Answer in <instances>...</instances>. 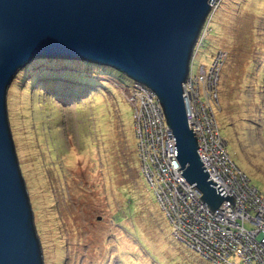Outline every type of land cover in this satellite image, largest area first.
Here are the masks:
<instances>
[{
    "label": "rangeland",
    "instance_id": "374dc122",
    "mask_svg": "<svg viewBox=\"0 0 264 264\" xmlns=\"http://www.w3.org/2000/svg\"><path fill=\"white\" fill-rule=\"evenodd\" d=\"M203 31L191 73L218 68L220 137L235 166L264 192V0H217ZM92 70L104 93L91 94L83 82L89 95L78 102L57 101L37 90V80L22 89L15 78L7 92L44 264H212L174 238L141 172L133 131L141 101L113 79L139 90L114 70Z\"/></svg>",
    "mask_w": 264,
    "mask_h": 264
},
{
    "label": "water",
    "instance_id": "95a60500",
    "mask_svg": "<svg viewBox=\"0 0 264 264\" xmlns=\"http://www.w3.org/2000/svg\"><path fill=\"white\" fill-rule=\"evenodd\" d=\"M215 2L0 0V264H44L7 104L12 82L37 59L106 66L149 90L172 133L183 181L195 184L211 213L225 200L235 204L208 180L184 103V85Z\"/></svg>",
    "mask_w": 264,
    "mask_h": 264
},
{
    "label": "built area",
    "instance_id": "2783aa9c",
    "mask_svg": "<svg viewBox=\"0 0 264 264\" xmlns=\"http://www.w3.org/2000/svg\"><path fill=\"white\" fill-rule=\"evenodd\" d=\"M202 37L195 55L203 44ZM191 72L184 85V103L186 118L190 110L189 127L197 139L198 154L209 180L219 183L229 197L232 195L235 204L224 202L211 213L196 187L183 181L181 171H177L180 166L172 133L162 119L159 104L149 90L136 85L139 93H132L130 97L141 101L139 117L142 119L135 124V131L143 172L161 210L174 227V235L195 252L215 264L227 262L230 256L241 257L242 264H264V192L257 191L244 174L235 169L220 138L213 106L218 104V68H202L197 76ZM201 84L206 87L200 92ZM237 175L239 178L235 180Z\"/></svg>",
    "mask_w": 264,
    "mask_h": 264
},
{
    "label": "trees",
    "instance_id": "16d2710c",
    "mask_svg": "<svg viewBox=\"0 0 264 264\" xmlns=\"http://www.w3.org/2000/svg\"><path fill=\"white\" fill-rule=\"evenodd\" d=\"M63 67H66L70 71L67 72V69ZM95 68L100 70L103 66L100 68L94 63L90 64L83 61L37 59V61L28 64L27 67L19 72L15 82L16 84L19 83L22 89H29V87L31 88L35 83L34 80H37V90H42L46 95L53 98L61 97L63 92H65L73 82L76 81L79 85L84 82V84L89 87L91 94L96 92L95 95H98L104 93V87L102 86L103 81L95 77L97 72L92 70ZM121 77L123 76L121 75ZM63 80L68 81L69 84L65 86ZM85 85H80L81 89L75 86L73 87V91H82V89L89 91ZM26 92H28V90Z\"/></svg>",
    "mask_w": 264,
    "mask_h": 264
},
{
    "label": "clouds",
    "instance_id": "9594fccd",
    "mask_svg": "<svg viewBox=\"0 0 264 264\" xmlns=\"http://www.w3.org/2000/svg\"><path fill=\"white\" fill-rule=\"evenodd\" d=\"M196 56V55H195ZM194 56V57H195ZM74 61V60H73ZM78 62H80V61H78ZM82 62V61H81ZM84 62V61H83ZM194 62V58L192 59V63ZM191 63V64H192ZM91 64V63H90ZM98 67H100V68H102V66H99L98 65ZM192 67H193V64H192V66H191V68H190V70H192ZM103 68H108V67H106V66H103ZM109 69H111V68H109ZM111 70H114V71H116L115 69H111ZM100 71L102 72V69H100ZM117 72V71H116ZM119 73V72H118ZM190 73V72H189ZM102 74H104L105 76H107L108 78H111V77H109L108 75H106L105 73H102ZM121 75V74H120ZM124 77V76H123ZM124 78H126V77H124ZM111 79H113V78H111ZM127 79H129V78H127ZM113 80H115L116 81V83H115V85H116V88L117 89H119L120 90V92L122 93V94H125V93H127L129 96H131L132 95V93L131 92H128L127 90H128V86H126V85H123L122 83H120V82H118L115 78L113 79ZM130 80V82L131 83H133L132 85H131V88H135V86L136 85H140L139 83H135V82H133L131 79H129ZM104 82V81H103ZM69 84V82L65 85V86H67ZM75 86H77V85H75ZM75 86H73V87H75ZM141 86V85H140ZM142 87V86H141ZM143 88V87H142ZM82 90H84V89H82ZM88 92L89 91H86V90H84V91H82V92H80V91H73V88H70V86H69V88L65 91V92H63V94H62V96L61 97H56L55 99L57 100V101H59V102H61V101H66V102H69V103H72V102H78L77 100H81L82 98H84V97H86V96H88L89 94H88ZM91 92V91H90ZM155 100H156V102H157V99L155 98ZM135 102H136V100H135ZM157 104H159L158 102H157ZM159 106V105H158ZM159 108H160V106H159ZM161 109V108H160ZM161 115H162V119H164V115H163V112H162V109H161ZM137 116H135V118H136ZM216 120V119H215ZM164 122H165V124H166V127H167V123H166V120L164 119ZM216 124H217V122H216ZM188 127H189V125H188ZM168 129V128H167ZM189 129H190V127H189ZM193 130V129H192ZM133 131H134V133H135V138H136V142H137V149H136V153H138V139H137V132L135 131V124H133ZM170 131V130H169ZM220 134V133H219ZM194 136H195V134H194ZM196 138V137H195ZM221 138V137H220ZM224 141V140H223ZM224 144H225V149H226V144H227V142L226 141H224ZM226 152H227V149H226ZM227 155H228V157H229V154H228V152H227ZM198 156H199V154H198ZM200 158V157H199ZM138 160H139V163H140V169H141V172H142V174H144V172H143V169H142V163H141V161H140V157H139V153H138ZM229 160H231L230 159V157H229ZM200 161H201V159H200ZM232 161V163H233V165H234V167H235V169L236 170H239V168L237 167V166H235V164H234V162H233V160H231ZM202 163H203V161H202ZM179 166H180V163H179ZM203 167H204V164H203ZM180 168H181V166H180ZM205 169V168H204ZM180 171H182V169L180 170ZM239 171H241V170H239ZM242 172V171H241ZM209 174V173H208ZM242 174H244L243 172H242ZM144 176H145V179H146V182H147V184L149 185V182H148V180H147V177H146V175L144 174ZM244 176H245V178H246V180H248L247 179V177H246V175L244 174ZM182 178H184V177H182ZM208 180H209V177H208ZM248 182L250 183V180H248ZM251 185V184H250ZM192 186H194L195 187V184L194 185H192ZM150 187L152 188V186L150 185ZM153 189V188H152ZM197 189V188H196ZM198 190V189H197ZM153 191H154V189H153ZM260 192V191H259ZM200 193V192H199ZM154 194H155V191H154ZM202 195V194H201ZM157 197V196H156ZM224 202H227L226 200L225 201H223L222 202V204L221 205H223L224 204ZM220 205V206H221ZM157 206H158V208H159V211L162 213V215H164L165 216V212H164V210L162 211L161 210V208H160V206H159V203H158V200H157ZM219 206V207H220ZM208 207V206H207ZM218 207V208H219ZM209 208V207H208ZM217 208V209H218ZM215 211H217V210H215ZM215 211H213V212H215ZM165 218H166V220L169 222V220H168V218H167V216H165ZM169 224H170V222H169ZM171 225V224H170ZM247 225V224H246ZM246 225H245V227H246ZM249 225V224H248ZM171 227H172V225H171ZM247 228V227H246ZM249 228H250V226H249ZM249 228H247V229H249ZM172 232H173V235H174V227H172ZM174 238H177L180 242L182 241L181 239H179L178 237H176L175 235H174ZM185 244V243H184ZM195 252V251H194ZM196 254L198 253L199 254V252H195ZM200 255V254H199ZM200 257L201 258H203L201 255H200ZM233 257H235V256H230V258L228 259V261L227 262H221L220 264H224V263H227L228 264V262L230 261V259H232ZM236 258H239L240 259V261L242 262V259H241V257H236ZM204 259V261H211L212 262V264H215V263H213V261L211 260V259H205V258H203ZM230 264H236V263H232V262H230Z\"/></svg>",
    "mask_w": 264,
    "mask_h": 264
},
{
    "label": "bare ground",
    "instance_id": "6f19581e",
    "mask_svg": "<svg viewBox=\"0 0 264 264\" xmlns=\"http://www.w3.org/2000/svg\"><path fill=\"white\" fill-rule=\"evenodd\" d=\"M186 105H187V103H186ZM193 112H196V110L194 109ZM196 117H197V112H196ZM188 118H189V120L191 119V118H190V110H189ZM238 178H239V175H237V177L234 176V179H235V180H237Z\"/></svg>",
    "mask_w": 264,
    "mask_h": 264
},
{
    "label": "crops",
    "instance_id": "0c3cea01",
    "mask_svg": "<svg viewBox=\"0 0 264 264\" xmlns=\"http://www.w3.org/2000/svg\"><path fill=\"white\" fill-rule=\"evenodd\" d=\"M261 126H262V125H261ZM263 127H264V126H263ZM261 142L264 144V139H260V143H261ZM263 144H262V145H263Z\"/></svg>",
    "mask_w": 264,
    "mask_h": 264
}]
</instances>
